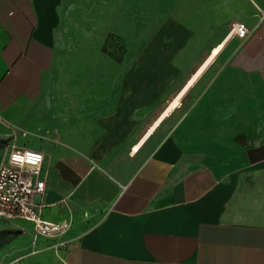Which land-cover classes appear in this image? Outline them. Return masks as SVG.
Returning <instances> with one entry per match:
<instances>
[{
	"label": "crops",
	"instance_id": "obj_1",
	"mask_svg": "<svg viewBox=\"0 0 264 264\" xmlns=\"http://www.w3.org/2000/svg\"><path fill=\"white\" fill-rule=\"evenodd\" d=\"M261 11L0 0V129L44 153L45 200L73 215L62 239L0 219L18 226V264H264Z\"/></svg>",
	"mask_w": 264,
	"mask_h": 264
},
{
	"label": "built area",
	"instance_id": "obj_2",
	"mask_svg": "<svg viewBox=\"0 0 264 264\" xmlns=\"http://www.w3.org/2000/svg\"><path fill=\"white\" fill-rule=\"evenodd\" d=\"M264 19V11H261ZM251 29L244 22L233 24L231 36L246 38ZM45 155L9 140L3 162L0 164V219H24L35 225L37 234L51 239H62L69 231L73 215L68 199L57 204L45 200L47 181L42 171ZM54 206L61 209L58 220L49 219L46 211ZM67 241L57 245L67 247Z\"/></svg>",
	"mask_w": 264,
	"mask_h": 264
},
{
	"label": "rangeland",
	"instance_id": "obj_3",
	"mask_svg": "<svg viewBox=\"0 0 264 264\" xmlns=\"http://www.w3.org/2000/svg\"><path fill=\"white\" fill-rule=\"evenodd\" d=\"M137 36V35H134ZM119 40H126L119 36ZM9 140L0 129V164L3 162ZM18 226L0 220V264H18Z\"/></svg>",
	"mask_w": 264,
	"mask_h": 264
},
{
	"label": "bare ground",
	"instance_id": "obj_4",
	"mask_svg": "<svg viewBox=\"0 0 264 264\" xmlns=\"http://www.w3.org/2000/svg\"><path fill=\"white\" fill-rule=\"evenodd\" d=\"M217 53V51H215Z\"/></svg>",
	"mask_w": 264,
	"mask_h": 264
},
{
	"label": "trees",
	"instance_id": "obj_5",
	"mask_svg": "<svg viewBox=\"0 0 264 264\" xmlns=\"http://www.w3.org/2000/svg\"><path fill=\"white\" fill-rule=\"evenodd\" d=\"M18 232V231H17Z\"/></svg>",
	"mask_w": 264,
	"mask_h": 264
}]
</instances>
